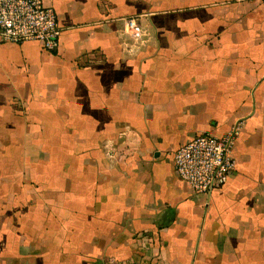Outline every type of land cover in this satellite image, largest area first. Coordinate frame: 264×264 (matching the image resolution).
Here are the masks:
<instances>
[{"label":"crops","instance_id":"obj_1","mask_svg":"<svg viewBox=\"0 0 264 264\" xmlns=\"http://www.w3.org/2000/svg\"><path fill=\"white\" fill-rule=\"evenodd\" d=\"M45 2L56 51L0 42V264H264V1ZM238 121L194 193L173 150Z\"/></svg>","mask_w":264,"mask_h":264},{"label":"built area","instance_id":"obj_2","mask_svg":"<svg viewBox=\"0 0 264 264\" xmlns=\"http://www.w3.org/2000/svg\"><path fill=\"white\" fill-rule=\"evenodd\" d=\"M127 25L139 35L135 18H128ZM60 33L57 13L45 0H0V42L37 41L43 49L56 51ZM241 128L238 121L220 136L199 134L173 150L175 171L194 193L207 196L233 174L236 162L232 150Z\"/></svg>","mask_w":264,"mask_h":264}]
</instances>
